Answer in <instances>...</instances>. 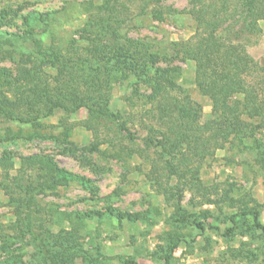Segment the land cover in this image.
<instances>
[{
	"label": "rangeland",
	"instance_id": "rangeland-1",
	"mask_svg": "<svg viewBox=\"0 0 264 264\" xmlns=\"http://www.w3.org/2000/svg\"><path fill=\"white\" fill-rule=\"evenodd\" d=\"M106 1L0 0V32L9 33L0 38V107L25 118L45 93L84 100L74 113L40 116L38 127L0 114V159L12 161L0 165V264H264V232L242 216L258 211L264 225V131L216 121L195 63L171 45L200 38L191 0H117L110 11ZM228 5V15L246 16L239 0ZM97 19L121 22L118 35ZM221 36L264 61V20L246 18L237 40ZM100 40L105 47L92 46ZM137 40L157 55L150 66L182 75L177 88L131 107L135 88L150 87L112 68L124 52L145 58L130 46ZM25 84L40 102L21 99ZM32 155L52 157L69 185L41 193L43 173L20 163Z\"/></svg>",
	"mask_w": 264,
	"mask_h": 264
},
{
	"label": "trees",
	"instance_id": "trees-1",
	"mask_svg": "<svg viewBox=\"0 0 264 264\" xmlns=\"http://www.w3.org/2000/svg\"><path fill=\"white\" fill-rule=\"evenodd\" d=\"M117 0H107L105 6L102 8L110 11L109 7L111 2ZM155 2V0H152ZM229 0H191L193 9L191 13L197 15L201 19V26L197 29L200 38L197 42L191 43H172L171 45L177 49V54L183 57V60H190L195 63L196 67V88L203 95L210 99L212 104V114L216 121L228 123L234 130L250 129L252 134L254 130L264 131V61L258 63L254 61L247 53L245 47L241 44L231 40H227L221 36V33L227 31L231 33L234 40L240 38V34L245 30L246 18L251 19L252 22L257 24L259 21L264 20V0H239L247 13L242 17L236 12L237 16H233L227 9ZM244 1V2H243ZM243 2L244 4H242ZM156 3V2H155ZM210 3V4H209ZM235 7L238 9L239 5L236 2ZM210 7L214 11L212 18L204 13V7ZM236 9V10H237ZM225 11L226 14L219 15ZM235 11V10H234ZM145 12V7L143 9ZM157 11L155 10V15ZM114 16L115 14H110ZM157 18V16H156ZM103 31L110 33L111 36L118 35V28L121 22L115 21L105 26L101 19H97ZM93 25V20L91 22ZM97 24V22H96ZM104 27V28H103ZM9 33L0 32V38L8 36ZM8 38V37H7ZM5 38L6 40H8ZM93 40V39H92ZM100 41H92V46L96 48L105 47V44ZM135 51H145L144 57L138 61L134 54L124 52L119 54L116 58L122 56L123 60L113 66V71L122 72L123 69L131 70L134 73L137 83H142L150 87L151 93L148 95L140 94L135 88L132 93L136 99L129 98L131 107L136 106V101L149 100L153 102L160 96L165 94L168 89L172 90L177 88V80L182 75V70L179 66H169L167 68L153 67L149 62H154L157 55L148 52L149 48L146 43L141 40L130 42V46ZM123 51H128L127 49ZM9 83V82H8ZM32 83L35 82L32 80ZM10 84V83H9ZM28 90L27 84L22 86L20 97L23 100H29L38 103L41 98H37L32 94H36V87ZM61 93V92H60ZM46 94V102H42L43 108L30 112L23 118L22 115H17L12 111V108L6 107L9 105L7 101L3 102L0 107V114L10 121H17L19 123H30L38 127L40 116L48 117L53 115L55 110H64L67 113H74L84 107L80 97L72 99L65 98L63 95L54 96L53 94ZM27 95V96H26ZM20 99V100H21ZM19 100V101H20ZM148 102V101H147ZM180 104H177V107ZM13 106V105H12ZM34 107V106H33ZM91 113L94 109L87 106ZM181 114H193V109L179 108ZM44 113V114H43ZM124 127V126H123ZM124 129H126L124 127ZM264 133V132H263ZM66 135V134H65ZM150 143V142H149ZM260 144V142H258ZM93 150H97V146L93 145ZM9 164L12 162L9 159H0V165L3 163ZM20 163L22 168L38 169L44 175V180L40 183V192L43 193L47 190H57L58 188L67 187L71 181L68 176L61 175L63 171L56 167L54 159L50 156L32 155L21 156ZM175 174V173H174ZM20 212L18 216L20 217ZM242 216L252 217L255 226L264 232V225L260 223V214L258 211H246ZM201 231L206 229L203 223L197 224ZM28 232L31 231L28 228ZM230 231V230H229ZM165 262L168 264L169 257ZM124 264H133V262H125Z\"/></svg>",
	"mask_w": 264,
	"mask_h": 264
}]
</instances>
